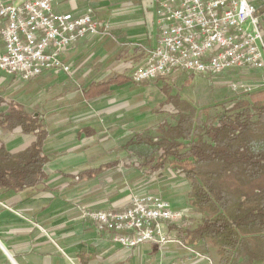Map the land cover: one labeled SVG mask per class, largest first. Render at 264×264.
Masks as SVG:
<instances>
[{
	"label": "crops",
	"instance_id": "crops-1",
	"mask_svg": "<svg viewBox=\"0 0 264 264\" xmlns=\"http://www.w3.org/2000/svg\"><path fill=\"white\" fill-rule=\"evenodd\" d=\"M159 1L61 0L55 9L76 16L92 6L102 23H110L111 36H88L69 46L62 55L72 68L69 74L45 72L26 81L0 71V148L17 153L36 140L5 122L21 109L48 133L45 184L0 193L8 206L0 204V264H219L217 248L205 243L178 239L126 248L83 214L86 209H123L135 194L159 195L173 208L181 206L167 197V183L162 184L172 170L157 174L162 178L149 186L151 175L138 167L127 146L135 134L147 133L141 127L148 112L142 101L146 97L134 92L138 84L131 75L157 44ZM113 76L121 84H113L107 94L87 97L91 85ZM152 80L159 84L164 78ZM9 85L8 95L4 89ZM166 230L175 236L169 225ZM243 264L264 260L247 258Z\"/></svg>",
	"mask_w": 264,
	"mask_h": 264
},
{
	"label": "trees",
	"instance_id": "trees-1",
	"mask_svg": "<svg viewBox=\"0 0 264 264\" xmlns=\"http://www.w3.org/2000/svg\"><path fill=\"white\" fill-rule=\"evenodd\" d=\"M121 82L113 76L91 85L87 97ZM167 96L174 111L156 126L157 135L137 133L127 146L148 174L173 168L188 181V204L201 217L169 224L171 231L186 243L216 247L219 264L264 260V88L240 90L200 111L179 94ZM5 122L36 140L17 153L0 148V193L45 184L48 133L23 109Z\"/></svg>",
	"mask_w": 264,
	"mask_h": 264
},
{
	"label": "built area",
	"instance_id": "built-area-1",
	"mask_svg": "<svg viewBox=\"0 0 264 264\" xmlns=\"http://www.w3.org/2000/svg\"><path fill=\"white\" fill-rule=\"evenodd\" d=\"M60 1L0 0V71L26 81L45 72L69 74L72 68L62 59L69 46L88 36H111L110 23H102L92 6L76 16L57 11ZM157 20V44L132 71L136 84L177 71L216 75L234 68L264 70L262 19L250 0H160ZM232 88L253 90L247 82ZM83 214L129 249L177 241L166 227L187 217L155 194L132 195L123 209H86Z\"/></svg>",
	"mask_w": 264,
	"mask_h": 264
},
{
	"label": "rangeland",
	"instance_id": "rangeland-1",
	"mask_svg": "<svg viewBox=\"0 0 264 264\" xmlns=\"http://www.w3.org/2000/svg\"><path fill=\"white\" fill-rule=\"evenodd\" d=\"M250 1L258 8L264 32V0ZM151 81L152 82L148 83L145 82L146 84H138L134 92L138 94L142 93L146 97L145 100H142L147 104L145 107L148 109V112L144 113L141 117L145 119L144 122H142L145 124L141 126L144 130L143 132H150L153 135H157V130L155 128L156 124L158 125L159 122L161 123L164 121V119L174 111L171 103L167 101L168 91L172 95L179 94L183 99L191 102L200 111L213 105L215 102H221L227 98H231L236 92L240 91L233 90V83L247 82L252 85V92L259 88H264V70L234 68L231 69V72L216 75L177 71L165 77L164 80H162L163 82H159V84L153 80ZM162 85L164 87L162 88L163 90L161 89ZM4 91L9 95L11 93V85L5 87ZM5 93L2 92V96ZM151 109H153L155 113H151ZM171 170L175 176L173 177V175L171 176L169 173H166L164 176L168 179L166 182L162 183H167L165 185L167 197L171 200L176 199L177 201L173 202L181 204V206H174V208L179 207L178 209L184 211L187 218L193 217L199 219L201 214L195 208L184 203L186 192H188V181L179 173H175L176 170L173 168ZM159 178L162 177L159 175L157 176V174L148 177L149 186L154 185ZM172 204L176 205L175 203Z\"/></svg>",
	"mask_w": 264,
	"mask_h": 264
}]
</instances>
